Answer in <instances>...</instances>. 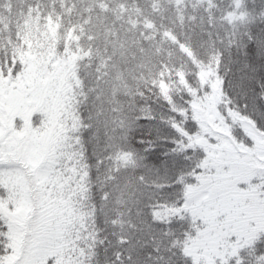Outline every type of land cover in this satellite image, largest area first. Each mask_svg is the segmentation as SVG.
I'll use <instances>...</instances> for the list:
<instances>
[{
  "label": "snow or ice",
  "instance_id": "6c2138e0",
  "mask_svg": "<svg viewBox=\"0 0 264 264\" xmlns=\"http://www.w3.org/2000/svg\"><path fill=\"white\" fill-rule=\"evenodd\" d=\"M0 264H264V0H0Z\"/></svg>",
  "mask_w": 264,
  "mask_h": 264
}]
</instances>
